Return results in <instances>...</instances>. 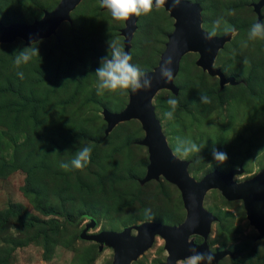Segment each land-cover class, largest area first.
Masks as SVG:
<instances>
[{
    "label": "rangeland",
    "instance_id": "rangeland-1",
    "mask_svg": "<svg viewBox=\"0 0 264 264\" xmlns=\"http://www.w3.org/2000/svg\"><path fill=\"white\" fill-rule=\"evenodd\" d=\"M60 1L0 0V22L31 24ZM187 1L201 5L207 32L220 18L233 29L215 66L238 85L227 84L214 97L221 90L220 79L197 66L198 54H188L176 78L179 94L158 93L156 114L174 154L189 162L192 177L201 180L213 171L242 169L235 177L242 182L264 169V39L242 47L249 27L258 21L253 4L260 0ZM262 16L264 21V7ZM137 18L129 54L146 73L158 66L175 21L164 8ZM71 19L54 36L33 45L40 56L20 69L14 59L25 42L0 44V264H113V249L101 251L99 244L81 239L92 219L97 226L90 234L121 232L144 222L179 225L186 218L176 186L164 178L140 183L149 165L148 151L139 145L141 124L120 123L106 135L103 111H123L130 90L97 95L94 73L108 54L109 40H118L125 50V21L113 20L98 0H83ZM226 25L221 23L216 36L228 34ZM17 71L23 72L22 79ZM18 93L28 102L21 105L16 122L8 104L18 100ZM205 93L211 94V102H198ZM169 97L178 101L172 120L164 117ZM35 112L41 123L33 127ZM51 133L56 136L48 139ZM178 138L193 141L200 152L183 157L176 151ZM84 145L92 148L91 162L82 170H62L59 163L70 162ZM213 148L227 153V161H215ZM204 204L217 218L210 251L233 254L218 264H264V239H258L244 204L227 200L218 190L208 192ZM167 257L164 240L157 238L133 264H164Z\"/></svg>",
    "mask_w": 264,
    "mask_h": 264
},
{
    "label": "water",
    "instance_id": "water-1",
    "mask_svg": "<svg viewBox=\"0 0 264 264\" xmlns=\"http://www.w3.org/2000/svg\"><path fill=\"white\" fill-rule=\"evenodd\" d=\"M83 0H61L52 11H47L40 20L31 24L12 23L4 25L0 22V44H12L17 39L29 46L33 40H40L54 36L58 29L66 22L71 23V14ZM264 0L253 4L258 21H263L262 9ZM164 8L169 16L174 19V30L168 35V42L161 55L160 62L153 71L145 73L152 80V86L147 90L129 92V101L125 109L119 113L108 110L103 111L107 122L106 135L120 123L136 120L141 124L144 138L139 145L147 149L149 165L146 176L141 180V185L164 178L176 186L181 193L186 218L179 225H165L157 222H144L130 226L121 232L102 231L98 234L89 232L97 226L95 219L81 234V239L94 242L104 247L113 249V264H133L148 252L161 238L165 242L168 253L164 264H178L191 255V249L213 256L212 264H218L231 252H211L208 240L213 223L217 218L205 208V198L208 192L218 190L229 201H241L246 210L247 219L259 233L258 239H264V169L252 178L237 182L236 176L242 175V169H234L227 173L213 171L201 180H196L189 171V162L177 157L171 149L159 121L154 99L161 91H170L179 94L175 80L180 72L181 62L185 56L194 53L199 55L197 66L212 77L220 79L223 89L227 84H238L235 78H226L221 69L216 68L215 62L219 52L232 40L234 32L224 36H215L211 40L205 39L207 31L203 27L202 7L198 3L180 0L173 6V0H166L160 7ZM106 10V9H104ZM138 18L131 17L125 21V28L121 31L124 37L125 51L129 54L132 40L137 30ZM171 60L173 78L166 81L161 78L160 70ZM135 233V234H134ZM195 237H201L203 242L197 244Z\"/></svg>",
    "mask_w": 264,
    "mask_h": 264
},
{
    "label": "clouds",
    "instance_id": "clouds-1",
    "mask_svg": "<svg viewBox=\"0 0 264 264\" xmlns=\"http://www.w3.org/2000/svg\"><path fill=\"white\" fill-rule=\"evenodd\" d=\"M166 0H98L99 6L106 9L115 21H128L131 17H139L149 14L153 8H160L165 4ZM180 0H173V6H177ZM225 23L223 18L217 19L214 22L213 28L207 33L205 39L211 40L217 34V29L221 23ZM226 33L233 31L227 25L224 28ZM264 39V21L253 23L248 30L247 40L242 43V47L248 46V41ZM37 41L33 40L29 46H26L16 52L14 66L20 69L23 65L28 64L33 57L39 55L38 46L33 47ZM132 57L121 46L118 40L108 41V54L100 61V66L96 69L94 75L96 77V93L104 95L105 92L114 93L117 91H127L135 93L138 90H147L152 86V80L145 76L139 65L133 64ZM248 63L247 60L244 61ZM171 60L165 66L161 67L160 75L162 79L170 81L173 78L172 69L170 67ZM17 75L22 79L23 72L17 71ZM201 103H210V98L201 94L199 97ZM169 107L165 111L164 117L168 120L174 119L175 110L178 106L177 99L169 97L166 101ZM177 153L183 157H187L192 153L200 152V147L189 139H177ZM92 148L84 145L78 148L70 162H60L59 167L64 171L72 169L82 170L91 162ZM212 156L215 161H227V153L212 149ZM191 255L184 258L182 264H212L213 256L205 253L197 252L196 249H191Z\"/></svg>",
    "mask_w": 264,
    "mask_h": 264
},
{
    "label": "trees",
    "instance_id": "trees-1",
    "mask_svg": "<svg viewBox=\"0 0 264 264\" xmlns=\"http://www.w3.org/2000/svg\"><path fill=\"white\" fill-rule=\"evenodd\" d=\"M27 24V23H26ZM184 59V58H183ZM183 61V60H182ZM154 70V69H153ZM152 70V71H153ZM149 72H151V71H149ZM146 73H148V72H146ZM209 75V74H208ZM238 82V81H237ZM175 83H176V80H175ZM238 85V84H237ZM236 85V86H237ZM220 89H221V87H220ZM224 89V88H223ZM223 89H221V90H219L218 92H217V94H215V96L214 97H216V98H219L220 97V95L221 94H223V92H224V90ZM14 91H17L16 89H13L12 90V92H14ZM262 93L264 94V86H262ZM204 95H206L207 97H209L210 98V96H211V94L210 93H205ZM174 96H175V94H174ZM21 94L20 93H18V100L17 101H14V103L13 104H8V106H9V108H14L15 110H14V112H12V116H13V121H16L17 122V120L18 119H20V111H21V105H23L24 107L27 105V102H28V100L26 99V98H22V101H21ZM198 102H200V100H198ZM8 106H6V107H8ZM6 107H4V108H6ZM0 109H2V108H0ZM37 113L38 112H35L34 114H32V116H31V118L32 119H34L35 121H34V124H33V127L35 126V125H37V124H39V123H41V116H39V115H37ZM16 118H18L17 120H15ZM132 121H136V120H132ZM58 122L59 121H57V128L59 129V125H58ZM144 132V131H143ZM51 135V137H49L48 139H52L53 137H55L56 136V133H51L50 134ZM140 183H141V181H140Z\"/></svg>",
    "mask_w": 264,
    "mask_h": 264
},
{
    "label": "flooded vegetation",
    "instance_id": "flooded-vegetation-1",
    "mask_svg": "<svg viewBox=\"0 0 264 264\" xmlns=\"http://www.w3.org/2000/svg\"><path fill=\"white\" fill-rule=\"evenodd\" d=\"M202 243V242H201ZM201 243H197V244H201Z\"/></svg>",
    "mask_w": 264,
    "mask_h": 264
}]
</instances>
